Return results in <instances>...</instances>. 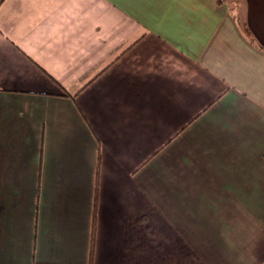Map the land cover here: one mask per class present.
<instances>
[{"label": "crops", "instance_id": "crops-1", "mask_svg": "<svg viewBox=\"0 0 264 264\" xmlns=\"http://www.w3.org/2000/svg\"><path fill=\"white\" fill-rule=\"evenodd\" d=\"M93 223L92 264L264 263V0H0V264Z\"/></svg>", "mask_w": 264, "mask_h": 264}, {"label": "trees", "instance_id": "trees-1", "mask_svg": "<svg viewBox=\"0 0 264 264\" xmlns=\"http://www.w3.org/2000/svg\"><path fill=\"white\" fill-rule=\"evenodd\" d=\"M96 194H97V190L95 191V195H94V208H95ZM93 236H94V223H93V232H92V237H91V247H90L91 251H90L89 264H92L91 253H92V249H93ZM262 264H264V263H262Z\"/></svg>", "mask_w": 264, "mask_h": 264}]
</instances>
